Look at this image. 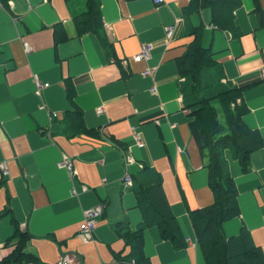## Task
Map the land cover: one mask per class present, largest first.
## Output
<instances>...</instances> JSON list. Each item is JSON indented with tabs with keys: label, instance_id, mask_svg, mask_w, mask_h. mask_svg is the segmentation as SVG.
I'll list each match as a JSON object with an SVG mask.
<instances>
[{
	"label": "crops",
	"instance_id": "crops-1",
	"mask_svg": "<svg viewBox=\"0 0 264 264\" xmlns=\"http://www.w3.org/2000/svg\"><path fill=\"white\" fill-rule=\"evenodd\" d=\"M95 2L101 37L76 34L72 16L84 0H0V264H58L63 255L69 264H116L128 253L115 234L116 221L133 228L140 220L122 179L141 165L159 173L166 203L188 238L174 248L148 227L144 259L204 264L186 214L208 206L212 193L176 86L175 61L192 39L184 35L190 0ZM257 4L240 0L234 9L236 36L215 30L205 7L190 12L187 24L199 25L200 43L212 52L220 80L243 88L240 118L260 138L245 170L224 151L238 213L221 230L225 237L245 231L264 264V79L258 76L264 0ZM165 26L171 27L168 38ZM140 43L152 46L150 58L132 63ZM36 83L48 86L38 90ZM127 156L133 160L126 165ZM64 157L73 178L57 166ZM98 205L102 215L89 237L79 235L82 212Z\"/></svg>",
	"mask_w": 264,
	"mask_h": 264
},
{
	"label": "trees",
	"instance_id": "trees-1",
	"mask_svg": "<svg viewBox=\"0 0 264 264\" xmlns=\"http://www.w3.org/2000/svg\"><path fill=\"white\" fill-rule=\"evenodd\" d=\"M252 1L258 3V0ZM84 3V9L72 16L76 34L90 31L100 36L94 28L100 25L96 2L84 0ZM239 4L240 0H190L188 8L183 9L187 28L184 35L192 39L175 61L178 76L183 79L177 83V92L182 98V107L188 110L198 148L204 154L203 165L207 170L208 189L212 193L208 206L188 210L186 214L204 264H260L259 250L249 242L245 231L225 237L221 230L222 224L238 213L233 180L226 172L224 151L239 160L241 170H245L247 157L260 147V138L257 132L249 131L240 118L244 113L240 91L243 88L220 80L222 72L212 52L200 43L199 25L189 27L187 24L190 12L197 13L205 7L210 13L208 23L215 30L225 31L230 37L236 36L232 19ZM71 116L75 118L76 114L72 112ZM127 177L131 178L129 190L133 192L140 220L133 228H128L124 221H116L115 234L128 247L127 255L116 257V264H148L141 247L142 231L148 227L156 229L158 236L169 245L183 248L184 237L177 218L166 203L159 173L150 166L141 165L137 172Z\"/></svg>",
	"mask_w": 264,
	"mask_h": 264
},
{
	"label": "built area",
	"instance_id": "built-area-1",
	"mask_svg": "<svg viewBox=\"0 0 264 264\" xmlns=\"http://www.w3.org/2000/svg\"><path fill=\"white\" fill-rule=\"evenodd\" d=\"M153 3L155 4H160L162 2V0H152ZM0 6H1V3H0ZM166 32V37L168 38L170 35H171V27H167V29L165 30ZM140 51H138L137 53V57H136V60L133 59L134 61H137L139 60L141 57L142 59H149L150 58V55L148 57V53L147 51L145 50V48L142 47V44H140ZM24 48L26 49V51L30 50V47L28 44H24ZM143 74H146V75H150V72L148 70H144L142 72ZM259 78L260 79H264V66L261 67V69L259 70V74H258ZM37 89L40 90L41 87H46L48 86L47 84H37ZM96 113L98 114L99 112H101V109L97 108L95 109ZM132 131V137L134 138L136 144H137V147L140 148L142 146V143L139 141V137L136 136V133H134L133 130ZM126 159V163L124 164H128L130 161H132V157L131 156H127ZM71 163L69 161H67V159L64 157V159L57 165L58 167L60 168H64L67 170L68 174L70 175L71 178H73L74 176V170H73V167H71L70 165ZM5 173V171H3V174ZM128 175L124 176L122 179V183L123 184H126V185H130V182H131V178L127 177ZM102 215V207L100 205L98 206H93V207H90L86 210H84L82 212V217L80 219V225H79V232L78 234L79 235H82L83 237H89V233L92 232V230L94 229L95 225H96V222L98 220V218H100ZM69 260H71V258L67 255H63L59 261L58 264H69ZM6 264H15L13 262H7Z\"/></svg>",
	"mask_w": 264,
	"mask_h": 264
},
{
	"label": "rangeland",
	"instance_id": "rangeland-1",
	"mask_svg": "<svg viewBox=\"0 0 264 264\" xmlns=\"http://www.w3.org/2000/svg\"><path fill=\"white\" fill-rule=\"evenodd\" d=\"M152 3H153V1L152 0H150ZM162 3V2H161ZM160 3V4H161ZM153 4H155V3H153ZM159 5V4H158ZM167 29V26H165L164 28H163V31L165 32V30ZM165 34H166V32H165ZM140 44H142V47L143 48H145V50L147 51V53H148V57H149V55H150V51L152 50V46L150 45H146L145 43H140ZM140 44L138 45V49H137V52H135V55L132 57H130V60L132 61V63H137L138 61H141V60H144V59H142V57L139 59V60H137V61H134L133 59H135L136 60V57H137V53H138V51H140V49H141V47H140ZM148 60V59H147ZM150 72V71H149ZM150 75H151V73H150ZM149 76V75H148ZM179 80H183L181 77H179ZM176 86H177V84H176ZM152 91H154V86H152V88L150 89V92H152ZM132 157V156H131ZM82 217V216H81Z\"/></svg>",
	"mask_w": 264,
	"mask_h": 264
},
{
	"label": "clouds",
	"instance_id": "clouds-1",
	"mask_svg": "<svg viewBox=\"0 0 264 264\" xmlns=\"http://www.w3.org/2000/svg\"><path fill=\"white\" fill-rule=\"evenodd\" d=\"M187 237L184 239V243L186 242Z\"/></svg>",
	"mask_w": 264,
	"mask_h": 264
}]
</instances>
